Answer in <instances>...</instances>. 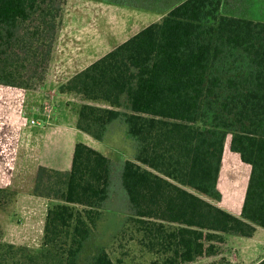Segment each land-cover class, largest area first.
Masks as SVG:
<instances>
[{"label":"trees","instance_id":"16d2710c","mask_svg":"<svg viewBox=\"0 0 264 264\" xmlns=\"http://www.w3.org/2000/svg\"><path fill=\"white\" fill-rule=\"evenodd\" d=\"M126 2L162 17L59 92L79 99V130L122 132L133 158L77 142L70 169L40 165L32 194L51 202L41 244L0 236V264H232L228 238L264 228V4ZM66 3L0 0V84L45 86ZM228 136L251 166L240 215L205 197L223 198Z\"/></svg>","mask_w":264,"mask_h":264},{"label":"rangeland","instance_id":"374dc122","mask_svg":"<svg viewBox=\"0 0 264 264\" xmlns=\"http://www.w3.org/2000/svg\"><path fill=\"white\" fill-rule=\"evenodd\" d=\"M255 4H264V0H253ZM160 13L152 9L128 5L126 0L110 2L108 0H67L61 25L60 37L64 36L69 42L82 46H98L100 53L109 52L147 25L159 20ZM74 48V46H73ZM57 44L55 46V51ZM54 51V53H55ZM57 59H53V68ZM87 62V61H86ZM13 87V86H12ZM44 90H28L25 92L23 116L30 125L32 118L41 122L33 126L42 132L46 143L37 152L27 155L23 171L15 169L4 171L3 165L9 160L2 156L0 148V236L17 245H28L38 248L41 244L47 210L50 200L32 194L36 173L41 162L51 163L54 168H70L75 144L84 142L103 152L114 161L122 164L125 159L133 158V150L122 132L111 134L107 140H98L76 126V103L69 95L59 91L52 93ZM8 90V92H5ZM11 88L0 84V115L9 113L16 106L22 110L21 102L11 96ZM7 93V95H5ZM71 102V103H70ZM54 145L47 148L48 143ZM231 137L225 143L222 171L219 188L223 198L219 201L205 196L226 210L240 215L250 177L251 168L241 160L238 153L230 148ZM55 153V154H54ZM45 165V164H41ZM105 235L104 241L107 239ZM223 254L232 264H254L264 257V228H259L253 237L230 236L224 245ZM208 258H201L194 264H201Z\"/></svg>","mask_w":264,"mask_h":264},{"label":"crops","instance_id":"0c3cea01","mask_svg":"<svg viewBox=\"0 0 264 264\" xmlns=\"http://www.w3.org/2000/svg\"><path fill=\"white\" fill-rule=\"evenodd\" d=\"M60 36L61 35L59 34L57 40V49L54 53V58L55 60L57 59L58 62L55 63L53 68L51 67L48 81L44 86L46 87L45 92L47 93L59 91L60 86L67 80H69L73 75L86 68L88 65L107 53H100V50L98 51L99 45L93 48H91V46L95 44H91L88 47L87 45L82 46L79 43L75 44L74 42H69L64 36ZM3 87L11 88L12 91H15L12 92L11 96L18 99V101L22 104V106L20 107L22 110H17V112H15L16 106H14L13 109H10L9 113L6 112L7 114L0 115V148H2V156L6 155V157L9 159L6 163L5 161L3 162L5 164L3 165L5 166L3 167V170L6 172H11L15 169H18V171L20 169V171H23L26 166L27 155H31L30 153L32 152L33 154L34 152L38 153V151L42 148V145L48 140L45 141L43 136L44 134L42 132L33 129V126H38V124H33L30 121V125L27 126L25 118L21 116L22 111L25 113V106L22 98L25 97V92H27L28 90L6 85H3ZM43 88L39 90H44ZM5 92H8V90H6ZM5 95H7V93H5ZM52 147L54 152L56 153L57 149H55V144L52 145L50 141L47 148ZM41 164H45V166H53V164L51 163L41 162L39 165ZM71 165L72 160L70 167ZM66 169L70 168L67 167ZM0 171H2L1 165Z\"/></svg>","mask_w":264,"mask_h":264},{"label":"built area","instance_id":"2783aa9c","mask_svg":"<svg viewBox=\"0 0 264 264\" xmlns=\"http://www.w3.org/2000/svg\"><path fill=\"white\" fill-rule=\"evenodd\" d=\"M31 122L33 124H39V125L41 124V122L39 120H37V119H32Z\"/></svg>","mask_w":264,"mask_h":264}]
</instances>
